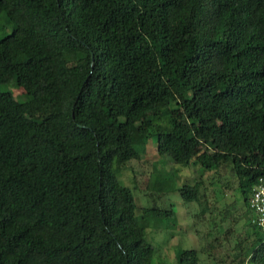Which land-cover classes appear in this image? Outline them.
Masks as SVG:
<instances>
[{"label": "trees", "instance_id": "1", "mask_svg": "<svg viewBox=\"0 0 264 264\" xmlns=\"http://www.w3.org/2000/svg\"><path fill=\"white\" fill-rule=\"evenodd\" d=\"M1 16L0 84L27 99L0 90V264H153L140 219L175 213L136 215L114 169L151 137L176 164H228L248 209L264 177V0H0ZM176 191L202 204L199 182ZM249 225L240 264H264ZM175 260L201 264L196 248Z\"/></svg>", "mask_w": 264, "mask_h": 264}, {"label": "rangeland", "instance_id": "2", "mask_svg": "<svg viewBox=\"0 0 264 264\" xmlns=\"http://www.w3.org/2000/svg\"><path fill=\"white\" fill-rule=\"evenodd\" d=\"M4 24L5 17L1 16L0 26ZM10 29L9 25L1 28L0 36ZM0 90L19 101L27 99L24 89L15 83L0 84ZM31 136L32 131H27L28 147ZM155 143L154 137L149 138L139 159L114 167L119 182L133 192L136 215L146 207L172 209L175 213L173 219H140L146 226V239L155 249L153 264H175V254L182 248H196L201 264H240L254 233L249 225L251 212L230 166L208 170L193 159L188 164H176L170 157L156 154ZM197 152V148L193 150V154ZM159 182L164 184V191L158 189ZM196 182L202 204L186 202L176 191L185 183Z\"/></svg>", "mask_w": 264, "mask_h": 264}, {"label": "built area", "instance_id": "3", "mask_svg": "<svg viewBox=\"0 0 264 264\" xmlns=\"http://www.w3.org/2000/svg\"><path fill=\"white\" fill-rule=\"evenodd\" d=\"M247 205L251 212L250 221L258 228L264 241V177H260L252 187Z\"/></svg>", "mask_w": 264, "mask_h": 264}]
</instances>
